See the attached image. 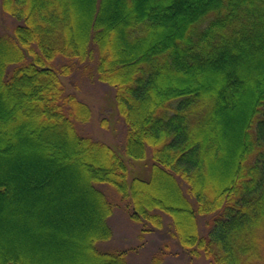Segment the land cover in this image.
<instances>
[{
    "label": "trees",
    "instance_id": "16d2710c",
    "mask_svg": "<svg viewBox=\"0 0 264 264\" xmlns=\"http://www.w3.org/2000/svg\"><path fill=\"white\" fill-rule=\"evenodd\" d=\"M107 2L117 3L116 16L105 13ZM1 7L17 25L0 32V116L14 104V126L27 125L43 145L16 155L5 144L10 136L0 135V217L16 230L34 213L45 223L56 211L63 214L49 228L56 252L79 253L63 264H128L126 251L100 248L112 237L116 208L98 188L107 184L142 233L162 230L167 217L192 259L264 264V0H91L87 18L76 0H1ZM77 64L113 88L126 127L123 154L79 131L92 109L61 79ZM235 139L226 175L220 164ZM125 157L139 164L132 180ZM28 167L34 183L26 187ZM74 172L83 196L67 187ZM29 194L32 209L17 203ZM85 196V207H96L89 223L74 215ZM199 216H214L205 236ZM0 257L29 264L13 248Z\"/></svg>",
    "mask_w": 264,
    "mask_h": 264
},
{
    "label": "rangeland",
    "instance_id": "374dc122",
    "mask_svg": "<svg viewBox=\"0 0 264 264\" xmlns=\"http://www.w3.org/2000/svg\"><path fill=\"white\" fill-rule=\"evenodd\" d=\"M87 1L88 3H86V0H76V9L78 13L81 14L82 10L85 9L86 18L89 16V10H91V0ZM83 2L86 4L83 5ZM106 6V14L110 12V16L112 17L117 15V3L116 6L115 4L110 6V3L107 2ZM16 25L17 21L12 18V16L4 13L2 10L0 0V32L10 33ZM83 26L84 25L81 27L83 28ZM91 65L92 64H90L89 67H92ZM84 67L85 65L77 64L76 69L71 76L61 77L66 91L68 93L76 94L80 100L87 103L92 109L91 121L86 125H79V131L83 134L92 136L96 140L105 142L123 154L126 127L122 119H120L114 111V90L109 85L99 82L96 78L94 79L90 77V71L85 72L83 69ZM4 101L6 100L0 99V108ZM18 109H16L13 104L8 107L7 110L2 112V118L1 116L0 118L3 120H0V135H3L4 137H7L8 135L10 136V139L7 140L5 144L11 146V151L13 150L16 155L20 153L31 154V150L37 149L35 143H38V145L43 144L38 139L37 134L31 132L27 125L24 126L21 124L18 125L17 128L14 126L15 120L11 116L14 114L18 115ZM5 120H7V123H10L11 126L6 125L5 122H3ZM19 128L21 131H18ZM236 129V126L231 125L228 130L229 133H227L232 134L234 131H236ZM53 139H58L57 142L58 145H60V137ZM232 141V148L230 149L229 147H226L227 153L220 164V169L222 171L224 170V172L226 168H228L227 166L229 161L233 160V153H231L230 150L236 149L237 146V140L235 139ZM125 160L131 171L130 180H132L134 176L139 175L134 171L135 169H139L136 167L139 165L138 161H134L127 157H125ZM33 166L35 168L38 165L35 164ZM82 166L85 167L86 165L82 164ZM32 171H34L32 168L28 167L26 169V173L28 174L26 177H28L29 180L26 184V187L32 186V183H34ZM69 175V177L64 178L66 181L68 180L70 182L67 187L71 188L74 194H82L83 196V178L78 179L75 176V172L69 173ZM226 175H228L227 170ZM226 175H222V178H225ZM98 188L105 193L109 200L116 203V208L113 212V215L108 219L113 234L111 239L100 243L101 249L105 251H126L128 264H210V262L203 257L199 259H192L190 257L189 252L184 250L174 237V230L171 226V221L167 217H165V226L162 230H154L151 233H142V225L137 224L130 219L129 213L125 210L126 205L119 201L117 193L114 191V189L107 184H100L98 185ZM156 189L158 188L154 187L152 191L155 193ZM51 195H48L45 198L51 199L49 197H52V200L57 198L56 195ZM148 196H150V194H148ZM154 196L155 198H161L158 196V194H154ZM67 197L70 196L67 195ZM83 198L86 200H83L81 203L82 205L79 206L80 204H77L76 206L79 208L80 214L76 215L77 213H74V215L76 216L75 218L79 219V221L84 220L88 222L89 219H92L94 212H96V207L92 209L91 207L90 209L85 207V203L88 204V200L86 196ZM17 203H21L23 206L32 209V207L37 205V199L36 197L29 194L22 196L21 200ZM68 212V215L65 214L66 217L70 216L69 214H71L70 210ZM62 215L59 216L57 215L56 211H52L51 217H43L45 218L44 223L43 221L41 222V219L39 218L42 216L36 217L34 213V219L29 220V222H31L29 227L27 226V228L16 230L14 227H12V225L8 224V220L3 219V217L8 219V217L1 215L0 234H3L4 237L2 235L0 237V256L3 248L8 247L9 249L13 248L14 252H17V256L24 260L25 263L29 264H41V262L63 264L64 262L66 263L68 261V256L71 258H77L79 253L73 247L69 248V253L72 251L73 255H71V253L69 255L66 253L68 255L67 256L62 252L61 255H59L60 252H56L58 251V246L55 245L54 241H52L53 239L57 240V233L53 232V235H49L51 233L49 229L51 221L55 223L53 217L58 219V217H61ZM65 216H63V218H65ZM213 218L214 216L198 217L199 231L202 236L207 235L209 231V224L212 222ZM65 219L67 220V218ZM39 230H45V234L43 235L46 236L40 238L37 237L36 235H38L37 232ZM64 230L59 229L56 231L60 232V234L63 233L65 236H71V234L67 232L68 230ZM61 249L65 250L63 248ZM82 251L85 252L84 250ZM52 254H54V256ZM156 256L161 257L162 261L157 262L155 260ZM81 262V264H89V261L84 259H81Z\"/></svg>",
    "mask_w": 264,
    "mask_h": 264
},
{
    "label": "bare ground",
    "instance_id": "6f19581e",
    "mask_svg": "<svg viewBox=\"0 0 264 264\" xmlns=\"http://www.w3.org/2000/svg\"><path fill=\"white\" fill-rule=\"evenodd\" d=\"M101 156V155H100Z\"/></svg>",
    "mask_w": 264,
    "mask_h": 264
}]
</instances>
